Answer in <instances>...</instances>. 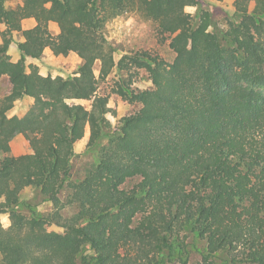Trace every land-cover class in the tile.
Instances as JSON below:
<instances>
[{"label": "trees", "instance_id": "16d2710c", "mask_svg": "<svg viewBox=\"0 0 264 264\" xmlns=\"http://www.w3.org/2000/svg\"><path fill=\"white\" fill-rule=\"evenodd\" d=\"M232 6L222 30L199 0H0V36H20L18 61L0 44L10 84L0 95V264H264V0ZM132 11L168 41L171 62L147 50L116 58L106 25ZM46 48L75 53L73 74L28 71L26 58ZM97 63L102 79L123 74L112 91L138 106L116 126ZM137 69L148 87L133 85ZM12 94L33 100L21 117H7ZM86 130L95 158L79 171ZM18 134L30 152L11 153ZM135 177L137 192L123 187ZM45 221L70 233L50 234Z\"/></svg>", "mask_w": 264, "mask_h": 264}, {"label": "rangeland", "instance_id": "374dc122", "mask_svg": "<svg viewBox=\"0 0 264 264\" xmlns=\"http://www.w3.org/2000/svg\"><path fill=\"white\" fill-rule=\"evenodd\" d=\"M234 0H199L203 7L208 8L214 13V20L217 23L219 29L224 28L225 13L231 12L233 9ZM6 4L10 7H19L22 4V0H6ZM216 8H220L222 11L215 12ZM186 11L194 12V7L188 6L185 8ZM260 13L254 8V3L251 1L248 5V18L254 19ZM31 21H24L25 27L29 25ZM51 31L58 36L59 30L54 23L49 25ZM107 39L116 48L115 56L116 58L121 57L127 51L136 50H147L154 54L161 56L164 60L171 62L175 56L173 51L168 46V41L160 42L154 31L153 23L145 19L139 12L132 11L128 12L122 16H118L106 25L104 31ZM59 37V36H58ZM20 36L15 34L13 41H8L6 37L0 36V44L6 45V50L3 56L11 61H18L20 56L17 49V41H19ZM79 62L77 55L73 52L68 53L65 56L54 55L50 49L46 48L43 56L40 59H29L25 60V67L29 71L35 67L38 72L42 75L51 76H69L72 75L76 69ZM95 74L98 77V93L105 94L108 96V106L111 108V112L108 117L114 126L117 125L119 119L126 114L133 112L137 109V105L123 100L120 96L112 91L114 82L122 76L113 70L105 78H100L98 76V63L95 65ZM133 85L139 88L148 87L150 85V79L148 74L143 69H137L133 77ZM10 93V84L6 77H0V95H8ZM10 102V109L7 113V117L12 115H17L19 117L23 116L25 112L31 107L33 100L27 97H22L18 94H12ZM83 105L89 107L90 100H81ZM88 131L86 130L84 137L76 145L75 166L74 168H79V171H83V167L91 162L95 158L93 152L86 153L85 142L87 140ZM11 153L14 155H20L30 152V146L23 135H16L10 143ZM141 180L138 177L128 179L123 187L132 189L135 192L139 189ZM24 197L30 200L32 204L36 203L37 200L32 198V193L30 190H26L23 193ZM32 198V200H31ZM1 200V198H0ZM46 207H48L46 205ZM38 208H45V205H38ZM46 231L50 234L57 233H70V230L60 228L54 224L45 221ZM0 225L6 228L9 225L8 215L0 213ZM197 247L201 248L202 244L197 243ZM199 253L192 249L191 259H198Z\"/></svg>", "mask_w": 264, "mask_h": 264}, {"label": "crops", "instance_id": "0c3cea01", "mask_svg": "<svg viewBox=\"0 0 264 264\" xmlns=\"http://www.w3.org/2000/svg\"><path fill=\"white\" fill-rule=\"evenodd\" d=\"M31 21L30 23H29V25L27 26V27H31V26H33L34 25V23H35V21H34V19L33 18H26V19H24L23 21H22V26L24 27V28H26L25 27V25L23 24L24 23V21ZM51 24V23H50ZM20 40V39H19ZM78 57V56H77ZM79 59V58H78Z\"/></svg>", "mask_w": 264, "mask_h": 264}]
</instances>
